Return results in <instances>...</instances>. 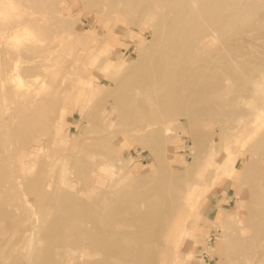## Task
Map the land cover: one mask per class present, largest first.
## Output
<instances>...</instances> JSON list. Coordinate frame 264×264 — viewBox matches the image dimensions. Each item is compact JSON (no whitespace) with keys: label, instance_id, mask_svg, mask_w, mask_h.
I'll return each mask as SVG.
<instances>
[{"label":"rangeland","instance_id":"1","mask_svg":"<svg viewBox=\"0 0 264 264\" xmlns=\"http://www.w3.org/2000/svg\"><path fill=\"white\" fill-rule=\"evenodd\" d=\"M4 1L7 13H0V170L15 175L13 181L1 179L0 264H61L60 258L78 250L99 264H132L139 260L137 256L97 249L98 232L94 238L78 232L80 225L93 228L98 216L78 227L65 224L61 216L67 213L65 206L76 201L89 205L107 200L114 206L126 191L143 189L157 179L171 180L176 200L162 213L169 222L163 220L164 240L154 252L156 258L137 264H172V258H179L173 253L176 232L166 237L178 202L191 187L190 218L197 224L186 223L189 237L180 245V260L175 264H264V145L258 146L264 139V116L254 120L264 101L246 95L252 82L250 86L255 84L264 96V20L258 24L261 31L248 23L214 39L228 59L222 63L224 70L210 69L211 74H223L224 84L210 98L207 114L165 116L152 99L153 78L142 70L145 56L162 46L169 26L166 4L156 15L144 14L141 5L137 9L125 0ZM239 1L228 9L245 5L246 0ZM254 1L264 6V0ZM65 17L75 23L64 30ZM26 26L32 30L29 34ZM235 41L240 42L238 51L232 46ZM245 62L258 67L243 83L232 72H245ZM12 75L20 77L16 80ZM142 79L144 84L139 83ZM134 87L141 89L144 101L131 105L141 111L124 117L129 102L120 104L119 95ZM21 112L34 116L36 124L21 125ZM5 123L23 129L25 135L9 133L7 140ZM142 125L152 129L141 130ZM162 127L170 130L164 133ZM226 143L238 155L231 177L217 176L212 169L217 159H223ZM151 146L158 147L156 153ZM26 153H31L28 166L22 162ZM88 163L96 174L93 179H84ZM17 164L19 172L15 173ZM70 194L72 199L67 197ZM225 213L232 219L223 221ZM27 216L32 223H25ZM102 228L109 231L106 223ZM30 230L38 239V250L28 262ZM161 250L165 253L160 254Z\"/></svg>","mask_w":264,"mask_h":264},{"label":"bare ground","instance_id":"2","mask_svg":"<svg viewBox=\"0 0 264 264\" xmlns=\"http://www.w3.org/2000/svg\"><path fill=\"white\" fill-rule=\"evenodd\" d=\"M125 1L132 7L139 8L141 5L140 10L144 14L158 15L159 7H161L163 4H166L167 6L165 10H167L168 13L167 16L169 18V26L167 29H165V34L162 36V46L156 53H150L149 55L145 56L144 62L146 67L142 70V74H147L146 77L153 78L151 84L154 87L152 99L159 104L160 114L165 116L171 114L172 112H178L180 114L190 112L189 115L196 117L207 114V112L209 111L208 104L210 98L214 95L217 96L224 84L222 79L223 74L220 72L211 74L210 69L215 66L220 69H225L226 66L224 67L222 63H225V61L228 59L227 56H225L226 54L224 55L223 51V54L219 52V47L216 46L214 39L223 36L226 33L228 34V32H233L238 28H242L248 23L253 24L257 32L261 31L258 24L264 20V6L254 0H246L245 5L239 6L238 8L234 9H228V7L231 4H235L236 6V4L240 2L239 0H147L145 2H142L143 0ZM4 2V0H0V8L3 5V7L0 9V13L2 14L7 13V6H5ZM44 2L45 0L43 1V3ZM45 5L43 6L46 7ZM260 6L263 7L260 8ZM59 18L61 19L60 16ZM62 18L64 19V17ZM70 19L71 18H66V25L64 23H61L63 25V28L61 26L62 29L65 28L64 26H67V29L70 28V23H72V20L70 21ZM1 30L2 29L0 28V32ZM26 30L27 34L32 32V30L28 27L26 28ZM238 43L240 44L239 41ZM238 43H236V41L232 43L235 51H238L241 48V46L239 48ZM220 47L223 48V44L220 45ZM147 49L151 50L149 46H147ZM151 51L155 50L152 49ZM249 59V61H253V59ZM242 66L244 67L243 70H245V72L239 74V72H236L235 70L232 72V74L236 78L243 79L242 82L246 83L248 82L250 75H252V71L254 69H257L258 65L246 63ZM116 68L120 69L118 67ZM11 77H15L14 79H16L20 76L12 75ZM211 77H214L216 79L211 82ZM139 83L144 84L143 79L140 80ZM249 83H247V85ZM251 84L252 82L247 87L248 93H246V95L250 97L260 98L264 101V96L259 94V88H257L255 84L250 86ZM18 86H21V83L20 85L18 83ZM41 87V89L43 90V86ZM39 90L40 89H38V91ZM38 91L35 92L38 94ZM40 91L39 93L41 94ZM23 94L26 95V92L24 91ZM140 94L141 89L139 87H134L127 88L119 95L118 101L120 102V104L129 102L128 105H125L124 117H133L140 114L141 110L139 106L135 107L131 105V103L138 102L139 100L140 102L144 101V99L140 97ZM37 98L38 97L36 96V99ZM196 103H199V107L194 108L193 105ZM263 111L264 105L260 107L255 114L254 120L256 122L258 120H262L261 118L264 116ZM11 116L12 119L15 117L13 116V114ZM9 119H11V117ZM20 120L21 125L25 124L28 126H34V124H36L34 116H32L31 114L21 112ZM5 126V129H8L5 132L7 140L9 133H14L15 135H20L22 133V135H25V131H22L23 129L21 128L15 129L13 128L14 126L10 127L7 124ZM140 127L141 130L147 129L149 130V132L152 129L148 127V125H142ZM161 129H163L164 133H168V131L170 130L168 127H162ZM235 140H238V138L236 137ZM146 141L149 142L148 139H146ZM260 145H264V139H261L259 141L258 146ZM157 148L158 147L156 146H151V152L156 153ZM224 148L226 150V153L223 159H217L214 163V168L212 169L214 171V174H216L217 176L231 177L236 168L235 160L237 159L238 155L236 157V154H234L235 150L230 148L228 143L225 144ZM30 156L31 153L24 154L22 161L23 165L26 164L25 166H28L27 164L30 163ZM14 162L16 163V161ZM0 165H3L2 157H0ZM164 166L165 165H163V167ZM207 168L208 167L206 164V166L198 175V179L203 176L204 171ZM18 169L19 168L17 164L15 173ZM84 170L88 171L84 179H93L96 175L94 173L93 166L89 163L84 165ZM14 175V172H11V175L7 176L4 170H0V187L3 186V182L1 181V179H12L10 181H13ZM170 181V179H157V181L149 184L143 189L138 188L137 190L126 191L118 199L119 203L114 206H111L110 202L107 200L102 201V204L92 203L89 205H85V203L83 204L76 201V203L70 204L69 207L67 205L65 206L68 210L66 214L61 216V220L64 221V223L67 225H76L78 227V225L81 224V222H83L85 219L98 216L96 225L93 228L83 227L80 225L78 228V232L90 238H94L96 237V235H98L100 239L95 240V246L97 247V249H101L104 251H113L114 253H117L118 255L123 257H131L132 255L137 256L139 260H133L132 264H137L138 261L144 263L149 262L156 258L154 252L157 250V246L160 245L164 240V238L162 239L161 237L162 232L165 230V228L163 227L164 221L167 223V225L169 222H167V217L163 219L162 213L165 212V207H168L170 204H174L176 200V196L173 195L174 186L170 184ZM116 182L117 181H115V183ZM135 184L136 183L132 182L129 183V185ZM191 190L192 187L186 190V192L180 198L178 202V209L171 219L172 224L170 223L169 232L166 237V239H170L176 232L177 237L175 238V242L173 244V253L176 258H179L177 260H173L172 258V264H175V261L179 263V247L180 245H182L184 240L189 237V234H187L189 233V228H187L188 225L186 226V223L190 221L191 225L196 226L197 224V221L195 219L190 218L193 206L190 196L192 192ZM197 194L199 195V193ZM10 195H12V193H10ZM67 197H70L69 199H72L71 194ZM106 199L109 200L111 199V197H107ZM23 205L25 206V203ZM61 212L63 211L61 210ZM234 217V220L238 219L237 214ZM229 218L231 220L232 216L228 213H225L223 221ZM24 220L26 221V224L28 223V221L30 223H32L31 221H33L29 216H27ZM103 223H106L107 226H109V231L107 233L104 232L102 228ZM119 224L129 225V227L122 228ZM32 227L34 231L37 229L34 226ZM31 232L27 236L30 240L26 252L28 262L33 260L32 256L37 249L35 245H37L38 243V239L35 240L34 238L33 230ZM95 233L97 234L95 235ZM159 253L164 254L165 251L161 250ZM60 259L62 260L61 262L63 264H99L98 260H92L89 254L83 252L82 250H78L77 254H65L63 256V259Z\"/></svg>","mask_w":264,"mask_h":264},{"label":"crops","instance_id":"3","mask_svg":"<svg viewBox=\"0 0 264 264\" xmlns=\"http://www.w3.org/2000/svg\"><path fill=\"white\" fill-rule=\"evenodd\" d=\"M0 28H1V26H0Z\"/></svg>","mask_w":264,"mask_h":264}]
</instances>
